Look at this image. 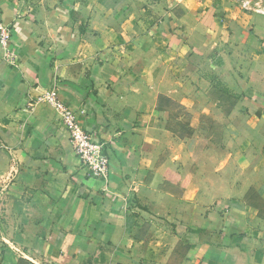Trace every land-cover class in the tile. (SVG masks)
I'll list each match as a JSON object with an SVG mask.
<instances>
[{"label":"crops","instance_id":"obj_1","mask_svg":"<svg viewBox=\"0 0 264 264\" xmlns=\"http://www.w3.org/2000/svg\"><path fill=\"white\" fill-rule=\"evenodd\" d=\"M0 24V264H264V0H0ZM55 84L107 179L36 103Z\"/></svg>","mask_w":264,"mask_h":264},{"label":"built area","instance_id":"obj_2","mask_svg":"<svg viewBox=\"0 0 264 264\" xmlns=\"http://www.w3.org/2000/svg\"><path fill=\"white\" fill-rule=\"evenodd\" d=\"M249 4V1H245L243 6L248 8ZM10 37L11 30L0 24V40L6 42ZM37 102L51 105L58 113L59 120L69 136L86 175L92 178L107 179L111 171V162L106 142L101 141L95 133L85 129L78 113L61 99L59 85L55 84L51 90L39 96Z\"/></svg>","mask_w":264,"mask_h":264},{"label":"rangeland","instance_id":"obj_3","mask_svg":"<svg viewBox=\"0 0 264 264\" xmlns=\"http://www.w3.org/2000/svg\"><path fill=\"white\" fill-rule=\"evenodd\" d=\"M162 102L165 105L173 108L174 116L175 117H182V116L188 115V113L186 112V110H184L183 108H181L177 103L172 102L170 99L163 98L162 99Z\"/></svg>","mask_w":264,"mask_h":264}]
</instances>
